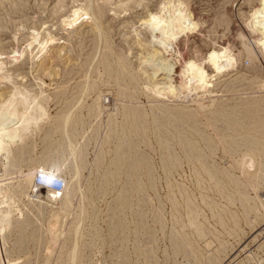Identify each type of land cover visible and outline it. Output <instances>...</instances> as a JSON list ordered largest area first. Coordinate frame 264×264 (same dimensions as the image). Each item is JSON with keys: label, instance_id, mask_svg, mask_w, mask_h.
Returning a JSON list of instances; mask_svg holds the SVG:
<instances>
[{"label": "rangeland", "instance_id": "374dc122", "mask_svg": "<svg viewBox=\"0 0 264 264\" xmlns=\"http://www.w3.org/2000/svg\"><path fill=\"white\" fill-rule=\"evenodd\" d=\"M84 1L85 0H0V60L5 63V69L7 71L9 70V72L13 76L12 81L20 82L22 80V81H24L23 83L25 85H27L29 87L32 86L33 89H37L38 86L41 85V81L42 82L44 81V83H43L44 85L42 86L43 91L46 90L45 92L49 93V94H52V92H53L51 99L49 101V104H48V113H49L50 117L52 116L51 119L52 118L53 119L58 118L57 115L62 110H65V109L67 110V109L71 108L72 112H71L70 118H71L72 122H74V121L80 122L81 121L83 126H84V127H80V129H78V131H80L78 133V135H79L78 139L80 141V145L81 144L83 145V143L85 142L86 146H87L86 147L85 145L84 146L81 145L83 147V150H84L83 151L84 157L79 162V165L81 166L80 167V169H81V179L80 180L82 181L81 186H83V188L81 187L82 188L81 192L82 191L84 192V193L82 192V194H84L83 198H85V199H83L80 202L79 200H81V199L79 198V196L76 195V197L73 198L71 201V203L75 206H76V204H77V206L83 204L86 207L85 212H84L85 217H86V222L84 221L82 223L85 226L84 225L82 226L83 228H81L82 230L80 232L81 238L83 237L84 239L80 238V242H79L80 246L78 245V248H80L79 249L80 253H79V258H78L77 264H83V262H85L84 264H121L123 259H124V261L122 262L123 264H126V263L127 264H137V263H139V264H149V263L150 264H152V263L153 264H197L198 262L200 264H221V263L222 264L223 263L224 264H256L255 261L257 262L258 259L264 260V246L261 247L262 245H264L263 244L264 243V210L262 208H258V210H256L255 203L253 202V197L255 196V193H257V194L259 193L258 195H261L264 198V160H263L264 159V145H263V143H264V109H263V112L260 113V117L255 119V120H249L247 118V116H245V115L242 116L244 114L242 111L244 108V106L242 104L243 102L248 101V100L249 101L261 100V101H259V105L260 106L264 105V85H263L264 83L262 84V81L259 79L255 80V81H250V79L254 78L255 76H258V77H260V75L264 76V62L262 63V61L264 59L262 57L258 58V61L255 59L256 61L254 62L253 68L249 67V61L247 59H244L243 60L244 63L243 64L241 63L239 65L238 69H235V70L230 71V72H225V73L221 74L220 76L213 78L212 80L216 81V83L218 85H216L217 86L216 88L215 87L213 88L214 90L212 89L211 93H208L209 87H207L205 89L207 92L202 95L204 97V100H203L202 96H199V98H198V94L201 95V93H202L201 91L204 88L200 89L199 91L197 90L196 93L195 92L192 93L190 97L186 98L187 101L185 99H178V100L176 99L173 101V100H169L167 98L165 99V97L162 99V97L160 98L159 96H158L159 98H157L150 91L147 90V92H146L145 91L146 89L143 88V85L141 83L143 80L142 78H144L145 75L143 74V68L140 67V65L138 64L139 63V61H138L139 60V56H138L139 55V47L136 45L135 40L133 38L132 29H134V27H135V29L140 31V33L142 35V36L141 35L140 36L142 38L145 37L146 32L143 30V28H141V26H139V23L137 20L140 18V16H142L144 14L146 8L149 10H151V9L153 10L157 6V4L159 2H161V0H97V1H95L96 5L98 7L100 6L101 7L100 9L104 11V12L102 11V17H101V20L99 22V25H101L99 27H100V29H102L101 31H102V35H103L99 41L100 42L99 46L102 44L103 45L106 44V45H108V48H107V50L103 49L102 46H100L98 48L96 56L92 60L93 62L90 63L91 66H90V64L87 65L86 60H87V57H89L92 54L93 47L97 41V39H96L97 37L95 36L96 32H94L95 30L93 31V29L90 27L91 22L87 20L84 22L85 24L82 23L81 25L78 24V25H75L73 27H66L63 25L66 13L69 11V9H71L72 7H76L80 3L81 4L84 3ZM185 1L188 3L189 9H191L190 11L192 13V16L194 17V19H197L196 21L198 23L200 22L199 23L200 25L198 26V28L196 30L190 31L187 36L182 35L178 38L177 49L182 52L181 53L179 51L180 54L182 55L180 57L182 59H180V60H183L184 58L190 59V58H193L194 56H197L199 58L203 57L205 52L208 51L210 48H212V46L217 47L218 45H222V43H226L227 41L232 43V44L239 46L238 42L240 39L236 35L237 32H242L244 35L249 34L248 30H247L248 28L245 26L243 20L247 17L248 10H250L251 6L257 2L256 0H185ZM223 19H226V21H223ZM139 27H140V29H139ZM103 28H104V30H103ZM33 29H35L39 33H41L40 39L41 38H47V37H49V35L51 36V38L54 37L53 41L50 42V44L45 49L44 53L38 52V50H39L38 43L37 44L32 43L30 48H27L26 43H24L25 41H30V38H31L30 34H31V31H33ZM104 42H106V43H104ZM236 48L237 47H235V49ZM20 51L22 54L20 53ZM196 51H197V53H196ZM103 52L107 53V54H108V52H112L113 56H114V54L116 55V53H117V55L122 56L124 60L126 59V61H124V62H126L125 64L128 65L127 67L129 68L131 75H133V76L135 75L134 76L135 81L126 80L130 85L127 87V89L129 90V92H128V90L126 89V86H125V84H126L125 80H122L120 78L119 72H118V70H116L117 67L115 65H112L109 68L108 67L103 68L100 66L99 67L100 71L98 73H92V79L91 80H94V82H95V86H94L95 90L93 89L90 92V95L88 94L84 100H82L80 103L77 104V99L79 97L78 94H81V92L79 91L80 88H78L79 87L78 82L80 79H82L81 77H83L85 69L87 70L88 67L93 68L94 67L93 65L97 64V58ZM166 54L170 55V54H173V52L172 53L169 52ZM13 55L18 56V57L16 58L14 56V58H13ZM30 55H33L34 57L30 56ZM124 56H125V58H124ZM66 57H67V59H66ZM44 58H45V60H44ZM113 59H115V58H113ZM41 60L42 61L44 60V62L42 64V66H39V61L41 63L42 62ZM138 65H139V67H138ZM178 65H179L178 62L174 65V70L172 73V75H173L172 81L174 80L173 83H177V80H178L177 74H178V70L180 68V65L179 66ZM107 68L109 70H106ZM47 70H48V72H47ZM255 70H257V71H255ZM113 72H116V73H113ZM132 72H133V74H132ZM141 72H142V74H141ZM207 73H211V72L208 71ZM93 74H96L97 76H95ZM99 76H101V80H100V78H98ZM115 76H118L119 80H116V79L113 80V77L115 78ZM233 77H234V79H232ZM237 77H239V78H237ZM161 78H162V75L158 74L156 77V80H160ZM219 79H221V80L218 82ZM239 79H241V80H239ZM39 80H41V81H39ZM139 81H141V82L139 83ZM233 81L235 83H233ZM244 81H246V84ZM248 81H249V84H248ZM119 82L122 83L123 85L120 84ZM90 83H92V81ZM118 84L121 87H125V89H126V90H124V96H123L124 99L121 98L120 96H118V87H117ZM8 85L10 86L11 84H9V82L0 80V92L3 90H6L9 87ZM62 85H64V87H67L64 90V93H63V91H60V88L63 87ZM77 85H78V87H77ZM57 86H60V87H57ZM252 86H253V88H252ZM75 88H77V89H75ZM130 88H131V90H130ZM138 89H140V90H138ZM230 89L234 90V91L231 92ZM99 91H100V93H102L101 94V96H102L101 102L105 105L106 110L102 111L100 114L96 113L97 115L89 116L88 114H89L90 109H91L90 106H92L94 99L96 98ZM60 92H62V93H60ZM55 93L58 95H56ZM150 93H151V95H150ZM227 93L229 96L227 95ZM235 93H237V94H235ZM238 93H240V95ZM63 94H65V95H63ZM223 94H226V95H223ZM205 95L207 96V99H206ZM212 95H213V97H212ZM222 95H223L224 99L222 98ZM54 96H56V97H54ZM151 96L153 99L151 98ZM196 96H197V100L195 98ZM192 97H193V99H192ZM214 97H216L215 99L218 98V103H221L223 105V108L239 107V108H236L237 110H239L241 108V106L243 107V108H241V110H239L240 112L238 111V113H236L235 117H233L235 122H231L225 116H221V118L215 117V119L217 118L215 121V127H216L218 133L220 132L219 134L224 137V141H225V138H227L226 140H228V141L224 142V145L216 142L218 140L215 137V132L211 128H209V129L207 128V126H206L207 121H205V118L202 115L197 114V113H196V115H194L195 108H196L195 105H196L198 100L201 99L202 102L204 104H206V103H208V101L211 98L213 99ZM221 99H223V100H221ZM190 100H191L192 104L189 102ZM91 101H92V103L90 104ZM128 101H129V103H128ZM184 101H185V103H183ZM193 101H195V103ZM229 101H230V103H229ZM224 102H227V103H224ZM130 103H131V105H130ZM135 103H137V105H135ZM187 103H190V104L188 105ZM66 104H68V105H66ZM158 104H161V105H158ZM162 104H163V106H167L169 109L167 107H163ZM73 107H75V108H73ZM115 107L117 109L114 111L113 109ZM120 107H122V109ZM126 108H128V110H130L131 112L132 111L138 112L140 117H136V118H132V119L129 116L123 117V111L126 110ZM189 108H194V109L192 110ZM263 108H264V106H263ZM172 109H174V110L180 109L181 111H183L186 114V116L182 117L181 120L178 119L179 121L174 120L173 118H171V116L166 114L167 110L173 111ZM156 111H158V113ZM189 111H191V112H189ZM142 112H143V115H142ZM187 113H189V114H187ZM240 113L241 114L243 113V114L241 115ZM187 117H189L190 121H189V119H187ZM206 117L211 120V117L209 115ZM107 118H108V121H106ZM113 119L115 120L116 123L118 122L117 126H119V128H120V130H118V136H115L114 130L111 132H108L109 128H107L108 125L106 123L110 122ZM120 119H122V120L120 121ZM94 120H95V122H94ZM182 120H183V122H182ZM124 121H125V123H124ZM220 122H222V123H220ZM244 122H246V123H244ZM196 123H198V124H196ZM202 123H203V125H202ZM216 123H217V125H216ZM234 123L235 124L240 123L242 125V128H241V131L239 134L240 136L234 135L233 136L234 138H233L232 133L230 132L231 130L229 129V127L232 126ZM259 123L262 125H260ZM193 124H194V126H193ZM89 125L92 127L89 128L88 127ZM48 126L47 125L41 126V130H40L41 132H39L37 134V136L33 137L34 138L33 142H35V144H36V147H35L36 148V152H35L36 155H35V157H37V158H40L39 156L43 155L44 149L47 145L52 144L53 146L54 145L57 146L59 144V141H61V139L59 140L56 138V137L60 138V135H59L60 131L56 127L55 121H52L51 123H49ZM159 126H160V128H159ZM203 126H204V128L206 127V129H204ZM129 127H130V129H129ZM136 127L138 128V130H135ZM161 127H162L163 131H162ZM194 127H196V128H194ZM121 128H122V130H121ZM252 128L253 129L255 128V131H253ZM258 128H259V130H258ZM47 129L52 134L54 132L55 135L50 134L49 136L45 137L44 134L48 132ZM53 130H55V131H53ZM85 130L87 133L85 132L86 135L85 134L83 135V132ZM186 130H187V132H186ZM256 130H258L257 131L258 133L255 134ZM106 131L108 132L107 134H110V137L107 140V142H109V143H106L102 149L103 153H104L103 154V156H104L103 162L102 161H100V162L96 161L94 163V161H93L94 157H95L94 155L97 152V148L99 147V145L98 144L95 145V142H94L95 141L94 136L96 135L95 133L98 134L96 136L97 140L98 139L100 140V138L103 139V137H104L103 134L105 135ZM121 131H122V133H121ZM192 131H194V132H192ZM253 132H254V134H253ZM129 133L132 135H129ZM260 133H262L263 135ZM162 134L168 135L169 138H168V136L162 135ZM245 134H247L246 135L247 138H246ZM39 135L42 138H40ZM113 135H114V137H113ZM155 135H157V136H155ZM207 135H209V137H210V135H212L211 136L212 138L210 137L212 141L209 140V137ZM82 136H84V138ZM121 136L123 137V139ZM191 136H193V137H191ZM200 137L204 138V139H200ZM46 138H48V139H46ZM52 138H54L53 141H52ZM159 138H161V139H159ZM186 138H187V140H189L191 142L187 141ZM240 138H241V140H245V142L244 143L241 142V145L239 143L234 144L235 143L234 141H239ZM249 138H250V140H249ZM41 139H42V141H41ZM86 139L88 141H85ZM112 139H114V140H112ZM164 139H166L167 141H165ZM48 140L52 141V142H48ZM110 140H112V141H110ZM181 140L189 142V144L192 145V147L195 148L196 151H199L200 154L204 157H201L200 160H193V162L192 161L190 162V160L187 159V155H186L183 147L180 144H178L179 141H181ZM132 141H133V143H132ZM168 141L171 143H169ZM203 141H204V143H202ZM209 141L211 142L210 144H209ZM213 141H214V145H212ZM46 142H48V143L46 144ZM124 142L128 143V144H126L127 146L125 145L122 148L124 153L117 155V152H116L117 147L119 145L123 144ZM156 142H157V144H156ZM205 142H207V143H205ZM228 142H229V144H228ZM254 142H255V144H254ZM225 143H227V146L225 145ZM43 144H45V145H43ZM230 144H231V146H230ZM246 144H247V146H246ZM133 145H135L134 146L135 149H134ZM215 145H217V146L215 147ZM150 146H152V147H150ZM179 146H181V147H179ZM228 146H230V147H228ZM261 146H262V148H261ZM196 148L197 149L199 148L205 154L203 152L201 153V151L197 150ZM220 148H221V150H220ZM236 148H238V149L236 150ZM126 149H130V150H126ZM134 150L136 152H134ZM161 150L163 151V153ZM171 150H173L174 153ZM85 151L87 152V154ZM210 151L212 152V154ZM236 151H238V153H236ZM38 152H39V154H38ZM229 152L230 153L232 152L231 153L232 155H230ZM242 152H243V154H242ZM135 153H136V155H135ZM167 153L173 157V159L171 161H169V159H167V157H166ZM226 153H227V155H226ZM246 153L250 154L251 156H253L256 159V166L253 165L254 166V167L252 166L253 169L251 167L254 175L242 173L241 169L238 167L239 165L236 162L237 158H238V160H240L241 157L246 155ZM252 153H255V154H252ZM124 154H125V156H124ZM131 155L135 156V157L132 158ZM142 155L144 156V158ZM164 155H165V157H164ZM127 156H128V158H127ZM159 156H161V157L159 158ZM114 157H115V159H114ZM151 157H152V159H151ZM147 158H149V161L151 162L152 165L150 163H148L149 161ZM143 159H146V161ZM259 159H261V160H259ZM129 160H132V162ZM174 160H175V162H174ZM116 161H118V162H116ZM233 161H235V162H233ZM130 162H131V164H130ZM139 162H141V163H139ZM201 162L204 163L203 169L201 166L202 164H200ZM241 162H243V160H241ZM71 163H72V161L69 160L68 168L71 166L69 170L72 169ZM136 163H137V166H136ZM145 163H146V165H145ZM162 163H163V165H162ZM85 164H86V166H85ZM132 164H134L136 167ZM198 164L201 167H199ZM82 165L84 166V168L82 167ZM126 165H127V167H126ZM169 165H170V168H169ZM242 165L246 168L248 167L247 166L248 164L246 162H243ZM107 166H109V167H107ZM118 166H119V168L122 167L120 169V171H119V168H117ZM165 166H167V167H165ZM133 167L135 168L134 170H132ZM147 167H149L151 170L148 169ZM178 167H180V168L178 169ZM144 168H145V172H144ZM152 168H154V169H152ZM105 169H106V171H105ZM117 169H118V171H117ZM222 169H223V171H222ZM108 171H110V172H108ZM124 171L126 172V174ZM141 171H142V173H141ZM166 171L168 172V174L166 173ZM206 171H208V173ZM255 171H256V173H255ZM100 172L101 173L104 172V173H102L103 175L100 174ZM115 173H116V175H115ZM110 174L112 175L111 177H110ZM122 174H124V176ZM128 174H129V176H128ZM194 174H196L198 177L195 176ZM227 174H228V176H227ZM137 175H139V178L137 177ZM105 176H106V178H105ZM59 177L60 176H58V178H56V179L61 180L64 184V180L62 178H59ZM127 177H128L129 181L126 179ZM208 177H210V178L212 177V178L210 179ZM99 179H100V181H99ZM107 179H108V181H107ZM167 179H169V181H167ZM103 181L105 183H103ZM166 181H167V183H166ZM195 181H196V183L198 181V183L196 184ZM238 181H240L241 183L239 184ZM125 182L127 184L129 183L130 185L126 186L127 184ZM148 182H150V184ZM152 182H154V183H152ZM88 183H89L90 187L88 186ZM177 183H178V185H177ZM250 183H251V185H250ZM241 184H243L244 187ZM252 184L256 187V189ZM149 185H150V187H149ZM86 186H87V189L85 188ZM108 186H109V188L106 189ZM122 186H123V188H122ZM129 186H130V188H129ZM175 186L178 189H176ZM245 186H247V187H245ZM214 187H217V189ZM240 187H242V188H240ZM98 188H99V191H98ZM127 189H128V191H127ZM89 190H90V192H87ZM106 190H108V191H106ZM119 190H120V192H119ZM130 190L132 192H130ZM176 190H178V191H176ZM135 191H136V193H135ZM218 192H219V194H218ZM125 193L129 194V195L124 201V200H122V195ZM131 193H133V194L131 195ZM172 193H173V195H171ZM93 194H94V196H93ZM100 194H102V195H100ZM203 194H205V195H203ZM242 194L245 195L244 198H241ZM116 195H118V197ZM219 195L221 197H219ZM89 196H91V197H89ZM173 196H174V198H173ZM225 196L228 198H226ZM25 198L26 197H24L22 199L24 202L27 201V198H26V200H25ZM140 198H142V199H140ZM129 199H130V201H133V202H130ZM33 200H35V199H33ZM90 200L91 201L93 200V202L94 201L95 202L94 203L90 202L91 203V205H90V203H89ZM142 200H144V201H142ZM226 200L228 201V204H227ZM115 201L118 203H116ZM195 201H196V203H195ZM34 202L37 203L39 201L35 200ZM139 203H142V204H139ZM192 204H194V206ZM93 205H95L96 207ZM207 205L209 206V208ZM46 206L49 207L48 204ZM114 206H116V207L114 208ZM142 206L143 207L145 206L146 211ZM216 206H218L217 207L218 210L215 208ZM221 206H223V207H221ZM108 207L111 208V210L108 209ZM195 207H197V208H195ZM135 208L137 209L136 212H135V210H136ZM185 209H186V212H185ZM198 209H199V211H198ZM209 209H211V210H209ZM91 210H92V212H91ZM155 210H157V212ZM193 210H195V212ZM255 210H256V212H255ZM258 211H259V213H258ZM113 212H115V213H113ZM117 212H118V214H117ZM137 212H139L140 214ZM193 212L195 215L193 214ZM198 212H200V214ZM141 213H144V214L141 215ZM171 213H172V215H171ZM176 213H177V215H176ZM184 213H186V214L184 215ZM197 213H198V215H197ZM91 214H92V217H91ZM132 214H133V216H132ZM146 214H147V216H146ZM86 215H88V217ZM110 215H111V217H110ZM129 215H130V217H129ZM134 215L136 216V218L134 217ZM25 216L28 219H30V222L32 223V225L34 224V226L31 225V227H33L35 229H32L29 232L24 233V235L21 233L23 236L21 234L15 235V233H12V235H10V237H9L11 240L9 239L10 241L7 244L3 245L1 243V245H0V264H8L7 260L5 261V258L9 254H10L8 256L9 261L12 262L10 264H20L21 260H22L21 264H28V262H29V264H44L43 261L46 257V248H45L46 246L44 243H42V244L40 243L39 244L40 246H39L37 243V238H36L38 235H40V237H43L42 233L39 232V230L41 228L38 225H40L41 223H44V219H42L41 220L42 222L39 223L35 220L33 215L26 213ZM126 216H128V217L126 218ZM174 216H175V218H174ZM188 216H189V218L196 220L193 222V224H192L193 226L191 225L192 227L190 226V224L189 225L187 224V221H188V223H190ZM258 216H259V218H258ZM89 217H90V219H89ZM94 217H96V219H94ZM116 217L117 218L119 217L118 220ZM195 217H197V218H195ZM217 217H219V218H217ZM140 218H141V220H140ZM143 219H146L147 221L143 220ZM203 219H205L204 221H206V222H204ZM113 220H115V221H113ZM116 220H117V222H116ZM125 220H126V222H125ZM219 220L221 222L220 225H219V222L217 223V221H219ZM119 221H121V222H119ZM136 221H138V222H136ZM89 222H90V224L91 223L92 224L90 225ZM107 222H109V223L106 224ZM114 222L118 225H116ZM179 222H180V224H179ZM136 223L139 226H136L137 225ZM109 224L111 225V227ZM141 224H142V227L140 226ZM113 225H115L114 228L112 227ZM93 226H94V229H93ZM97 226H99V227H97ZM124 226H127V227L124 228ZM198 226H199V228H198ZM222 226H224V227H222ZM116 227L117 228L119 227V228L117 229ZM36 228H38V229L36 230ZM148 228H150L149 229L150 232L148 231ZM98 229H100V230H98ZM114 229H116V230H114ZM173 229H175V230H173ZM33 230L36 233L38 232L39 234L38 233L36 234ZM119 230H121V231H119ZM146 230L148 231V233ZM179 230L180 231L182 230V231L180 232ZM259 230L260 231L262 230L261 231L262 233ZM85 231H86V233H85ZM95 231H96V233H95ZM114 231H116L117 233L120 232V233H118L119 237H118V234ZM129 231H132V232H129ZM173 231L177 232L178 234L177 233L172 234ZM199 231L201 232V234H199L200 233ZM107 232H108V234H107ZM144 232H146V233H144ZM184 232L186 233L185 235H187V236L184 235ZM84 234L87 236L90 235V237L86 236V238H85ZM139 234H141L142 237H140ZM146 234H149V235H146ZM30 235H32V236L30 237ZM63 235L65 237H63ZM63 235H61V239L59 241V244L57 245L56 251L50 257L51 262L49 264H55V258H56V256L58 257L59 252H61V250H62L61 248H63V250H64V248H67L71 245V242H72L71 237H69L66 232ZM135 235H136V237H134ZM177 235H179L180 237ZM252 235H254V236H252ZM131 236L133 239L131 238ZM203 236L206 240L203 238ZM145 237L147 240L145 239ZM185 237H187V238H185ZM67 238H70V239L67 240ZM102 238L104 241L102 240ZM175 238H176V240H175ZM86 239H88V240H86ZM136 239H137V242H136ZM183 239H184V241H183ZM19 240L20 241L22 240V241L20 242ZM91 240H93V242H91ZM113 240H116V241H113ZM152 240H154V241H152ZM171 240H172V242H171ZM17 241H18V243H17ZM28 241H29V243H28ZM143 241H144V244H143ZM145 241L146 242L148 241V243L145 244L146 243ZM180 241H181V243H180ZM132 242H133V244H132ZM27 243L29 246L27 245ZM21 244H23L22 247H21ZM81 244L82 245L85 244V247L82 246ZM120 244H122V246ZM148 244H150V245H148ZM170 244L171 245L173 244L172 247ZM210 244H211V246H210ZM220 244H222V246ZM16 245L20 246L22 249L20 247H17ZM24 245H27V247ZM110 245L114 246V247H111ZM179 245L181 248H179ZM205 245L206 246L208 245L207 248ZM12 246H14V247H12ZM100 246H102V247L99 248ZM138 246H140V248ZM141 246H143L144 252H141L143 250ZM188 246L191 247L190 248L191 250L189 249ZM15 247H17V248H15ZM59 247H60V249L58 250ZM184 247H185V249H184ZM186 247H188V248H186ZM260 248H261V250H260ZM14 249H16V250H14ZM117 249H118V251H117ZM125 249H126V252L124 253ZM57 250H58V252H57ZM235 250H237V251H235ZM20 251H22V252H20ZM250 251H251V254L254 256V258H256L255 261H252V259L250 260V258L248 256V254H250ZM2 252H4V253H2ZM41 252H42V254H40ZM115 252H117V253L115 254ZM132 252H134V253H132ZM213 252H215V253L213 254ZM27 253L29 256L27 255ZM150 253H153V254H151L152 256L150 255ZM4 254H6V255H4ZM121 254H122V256H121ZM124 254H126L127 256L126 255L123 256ZM26 255H27V257H26ZM111 255H112V257H111ZM138 255L139 256L141 255V256L138 257ZM226 255H227V257H226ZM38 256L40 259L38 258ZM153 256H155V257H153ZM23 257H26V258H23ZM116 257H117V259H116ZM128 257L130 258V260ZM141 257H144V258H141ZM224 257L226 259H223ZM80 259H82V260H80ZM15 260H17V261L14 263ZM36 260H39V261H36ZM194 260H195V262H194ZM26 261H28V262H26ZM128 261H129V263H128ZM222 261H224V262H222Z\"/></svg>", "mask_w": 264, "mask_h": 264}, {"label": "bare ground", "instance_id": "6f19581e", "mask_svg": "<svg viewBox=\"0 0 264 264\" xmlns=\"http://www.w3.org/2000/svg\"><path fill=\"white\" fill-rule=\"evenodd\" d=\"M97 0H85L84 3H80L79 5H77L76 7H72L71 9H69V11L66 13L65 19H64V26L66 27H73L75 25H81L82 23H84L85 21H90L91 22V28L93 29L95 33V36L97 37V41L93 47V52L92 54L87 57L86 63L87 65H89L90 63H92L93 59L96 56L97 50L100 46L103 47V49L108 48V45H100L99 46V41L102 38V29H100L99 26V22L101 20L102 17V11L100 8V6L98 7L96 5ZM257 2L251 6L250 10H248V15L247 17L243 20L245 26L248 28V33L244 35L242 32H237V37H239V46L232 44L230 42H226V43H222V45H218L217 47H213L210 48L208 51L205 52L203 57H197L194 56L193 58L190 59H184L180 60L182 58H180L182 55L180 54V50L177 49L178 46V38L182 35L187 36L188 33L190 31L196 30L198 28V26L200 25L196 20L194 19V17L192 16L191 13V9H189L188 7V3L185 0H161V2H159L157 4V6L152 10L149 9H145V12L142 16H140V18L137 20L139 23V26H141V28H143V30L146 32V36L145 37H141V33L139 30L132 29V34H133V38L135 40L136 45L139 47V65L140 67L143 68V74L145 75L144 78H142V82L139 81V83L141 82L143 85V88H145L146 92L147 90L150 91L155 97L157 98H161L162 99L165 97V99H169V100H178V99H185L187 101L186 98L190 97L192 93H196V91L203 89L201 92V95L198 94V98L199 96H202L203 94H205L207 91L205 90L207 87H209L208 93L212 92V89L215 87H217L216 85H218L216 83V81L212 80L215 77L220 76L221 74L225 73V72H230L233 71L235 69L239 68V65L243 62L244 59H247L249 61V67L253 68L254 62L257 60L258 58L262 57L264 59V0H256ZM137 2V1H136ZM138 3V2H137ZM143 11V10H142ZM104 12V11H103ZM247 14V13H246ZM223 21H226V19H223ZM89 22V23H90ZM85 24V23H84ZM132 24V23H131ZM21 26V25H20ZM19 27V26H18ZM105 27V26H104ZM18 29V28H17ZM140 29V27H139ZM104 30V28H103ZM142 30V31H143ZM104 32V31H103ZM40 34L37 30L33 29V31H31V38L30 41H25L24 43H26L27 48H30L32 43H38L39 45V53H44L45 49L47 48V46L50 44V42L53 41V38H51V36L49 35V37L47 38H41L40 39ZM141 35V36H140ZM40 39V40H39ZM56 39V38H55ZM216 42V41H215ZM106 43V42H104ZM214 43V42H213ZM215 44V43H214ZM235 47H237L235 49ZM105 50V51H106ZM16 51V50H15ZM110 51V50H109ZM180 51V52H179ZM36 52V51H35ZM107 52V51H106ZM172 53L170 55H167L166 53ZM17 53V52H16ZM15 53V54H16ZM21 53V51H20ZM116 53V52H115ZM182 53V52H181ZM197 53V51H196ZM19 54V53H18ZM22 54V53H21ZM20 54V55H21ZM30 54V53H29ZM59 54V53H58ZM17 55V54H16ZM38 55V54H37ZM167 55V56H166ZM15 55H13L14 58ZM33 56V55H30ZM57 56V55H56ZM112 52H108L107 53H102L98 56L97 58V64L93 65V68H89L84 72L83 77H81L82 79L79 80V87L77 85L78 88H80V92L81 94H78L79 97L77 99V104L80 103L82 100L85 99V97H87V95H90V92L95 88V82L92 79V73H98L99 67H110L112 65H115L117 67L116 70H118L119 72V76L122 80H125V86L126 89L129 85V83L126 80L129 81H135L134 80V76L131 75L129 68L127 67L128 65H126L124 61H126V59L124 60L122 56L120 55H116ZM16 58L18 56H15ZM34 57V56H33ZM60 58V57H59ZM115 58V59H113ZM125 58V56H124ZM67 59V57H66ZM256 59V60H255ZM45 60V58H44ZM44 60L40 63L39 61V66H42ZM179 63L180 68L178 70V80L177 83H173L174 80L172 81V73L174 70V65L176 63ZM264 62V60L262 61V63ZM258 63V62H257ZM84 64V63H83ZM138 65V67H139ZM178 65V66H179ZM91 66V64H90ZM244 66V65H243ZM246 66V65H245ZM38 67V66H37ZM130 67V66H129ZM260 67V66H259ZM102 68V69H103ZM106 70H109V69ZM131 68V67H130ZM244 68V67H243ZM261 68V67H260ZM259 68V69H260ZM47 69V68H46ZM247 69V68H246ZM42 70V69H41ZM115 70V69H114ZM132 70V69H131ZM51 71V70H50ZM211 72V73H207V72ZM237 71V70H236ZM235 71V72H236ZM257 71V70H255ZM261 71V70H260ZM43 72V71H42ZM48 72V70H47ZM109 72V71H108ZM117 72V73H118ZM51 73V72H50ZM103 73V72H102ZM116 73V72H113ZM241 73V72H240ZM262 73V72H261ZM55 74V73H54ZM106 74V73H105ZM108 74V73H107ZM133 74V72H132ZM135 74V73H134ZM142 74V72H141ZM158 74L162 75V78L160 80H156V77ZM212 74V75H211ZM258 74V73H257ZM56 75V74H55ZM95 76H97L96 74H93ZM112 75V74H111ZM137 75V74H136ZM243 75V74H242ZM17 76V75H16ZM51 76V75H50ZM53 76V75H52ZM12 75L9 72V70L7 71L5 69V63L3 61L0 60V80L2 81H6L9 82V84H11L6 90H3L0 92V245L1 243L7 244L11 239L9 238L10 235H12V233H15V235L17 234H23L29 232L32 229H35L33 227H31L32 223L30 222V219H28L25 215L26 213H29L31 215H33V217L35 218V220L39 223H41L42 219H44V223H41L40 225V230L39 232L42 233L43 237H40V235H38L37 238V243L38 245L41 243L45 244V248H46V257L44 259V264H49L50 261V257L51 255L56 251L57 245L59 244V241L61 239V235H63L65 232L68 234L69 237H71L72 242L71 245L67 248H61V252H59L58 257L56 256L55 258V264H77L78 258H79V249L78 245L80 242V238H81V228H83L82 226L84 224H82L84 221L86 222V217H85V206L83 204L77 206L73 205L71 203L72 199L77 196H79V198L81 200H79L80 202L85 199L84 194H82L81 190L83 188V186H81V169H80V165L79 162L80 160L84 157V150L82 146H86V143L84 142L83 145H80V141L78 139V133L80 131H78V129H80V127H84L82 122H77L74 121L72 122L71 120V108L69 109H65L62 110L56 118V119H51V117L49 116L48 113V104L49 101L51 99V96L53 94H49L46 93L45 91H43L42 86L44 85V81L42 82L41 80V85L38 86L37 89H33L32 86L29 87L27 85H25L23 82L24 81H20V82H14L12 81ZM38 77V76H37ZM105 77V76H104ZM137 77V76H136ZM236 77V76H235ZM20 78V77H19ZM98 78H100L101 80V76H99ZM239 78V77H237ZM96 79V78H95ZM119 80L118 76H115V78L113 77V80ZM138 79V78H137ZM176 79V78H175ZM222 79V78H221ZM219 79L218 82L221 80ZM234 79V77L232 78ZM261 80L262 84L264 83V76L260 75V77L255 76L254 78H251L250 81H255V80ZM16 80V79H15ZM36 80V79H35ZM38 80V79H37ZM92 83H90L91 81ZM108 80V79H107ZM241 80V79H239ZM38 81V82H39ZM110 81V80H109ZM138 81V80H137ZM176 81V80H175ZM105 82V81H104ZM107 82V81H106ZM121 82V81H120ZM119 82V83H120ZM237 82V81H236ZM246 84V81H244ZM243 82V83H244ZM65 83V82H64ZM100 83V82H99ZM114 83V82H113ZM134 83V82H133ZM233 83H235L233 81ZM66 84V83H65ZM122 84V83H120ZM232 84V83H231ZM249 84V81H248ZM261 84V85H262ZM123 85V84H122ZM135 85V84H134ZM237 85V84H236ZM264 85V84H263ZM63 87L60 88V91H63L67 88L64 87V85H62ZM137 86V85H136ZM226 86V85H225ZM254 86V85H253ZM252 86V88H253ZM260 86V85H259ZM60 87V86H57ZM118 87V96H120L121 98H123L124 96V90L125 87H121L119 84L117 85ZM223 87V86H222ZM229 87V86H228ZM227 87V88H228ZM233 87V86H232ZM36 88V87H35ZM77 89V88H75ZM223 89V88H222ZM59 90V89H58ZM95 90V89H94ZM128 90V89H127ZM131 90V88H130ZM140 90V89H138ZM214 90V89H213ZM258 90V89H257ZM135 91V90H134ZM144 91V90H143ZM229 91V90H228ZM230 91H234L231 90ZM129 92V90H128ZM221 92V91H220ZM223 92V91H222ZM261 92V91H260ZM51 93V92H50ZM58 93V92H57ZM62 93V92H60ZM66 93V92H65ZM150 93V95H151ZM241 93V92H240ZM240 93H238L240 95ZM56 94V93H55ZM101 94L100 91L97 94L96 98L94 99V102L92 104L90 112H89V116H93V115H97L100 114L102 111L106 110L105 105L101 102ZM127 94V93H126ZM129 94V93H128ZM237 94V93H235ZM58 95V94H56ZM65 95V94H63ZM134 95V94H133ZM136 95V94H135ZM152 95V96H153ZM194 95V94H193ZM214 95V94H213ZM212 95V97H213ZM220 95V94H219ZM226 95V94H223ZM222 95V98H223ZM228 95V93H227ZM261 95V94H260ZM62 96V95H61ZM126 96V95H125ZM129 96V95H128ZM151 96V98H152ZM159 96V97H158ZM206 96V95H205ZM229 96V95H228ZM237 96V95H236ZM56 97V96H54ZM63 97V96H62ZM76 97V98H77ZM203 97V96H202ZM241 97V96H240ZM130 98V97H129ZM149 98V97H148ZM197 100V96L195 97ZM216 97H214L213 99L209 98L210 100L208 101V103L204 104L202 102V100H198L196 103V108H195V113L194 115L200 114L205 118V121H207L206 126L207 128H211L212 130H214L215 132V137L217 138L218 143L223 144L227 138H225L224 141V137L222 135H220L215 127V117H220L221 116H225L226 118H228L231 122H235L234 118L236 113H238L239 110H241V108H243L241 106V108L239 110H237L236 108L239 107H230V108H223V105L221 103H218V98L215 99ZM234 98V97H233ZM75 99V98H74ZM124 99V98H123ZM153 99V98H152ZM191 99V98H190ZM193 99V97H192ZM207 99V96H206ZM224 99V98H223ZM221 99V100H223ZM250 99V98H249ZM121 100V99H120ZM136 100V99H135ZM151 100V99H150ZM204 100V97H203ZM238 100V99H237ZM236 100V101H237ZM123 101V100H122ZM132 101V100H131ZM167 101V100H166ZM181 101V100H180ZM206 101V100H205ZM235 101V102H236ZM243 101V100H242ZM241 101V102H242ZM249 101V100H248ZM245 101L243 102V115L242 116H247V118L249 120H255L257 118L260 117V113L263 112V106L259 105V101L261 100H253V101ZM84 102V101H83ZM119 102V101H118ZM121 102V101H120ZM155 102V101H154ZM191 104V100L189 101ZM195 103V101H193ZM228 102V101H227ZM224 102V103H227ZM66 103V102H65ZM92 103V101L90 102V104ZM122 103V102H121ZM120 103V104H121ZM129 103V101H128ZM185 103V101L183 102ZM190 103H187L188 105ZM230 103V101H229ZM228 103V104H229ZM71 104V103H70ZM117 104V103H116ZM166 104V103H165ZM178 104V103H177ZM68 105V104H66ZM65 105V106H66ZM131 105V103H130ZM135 105H137V103H135ZM161 105V104H158ZM241 105V104H240ZM88 106V105H87ZM124 106V105H123ZM152 106V105H151ZM163 106V104H162ZM194 106V107H195ZM239 106V105H238ZM82 107V106H81ZM125 107V106H124ZM131 107V106H130ZM153 107V106H152ZM163 107H167V106H163ZM193 107V106H192ZM75 108V107H73ZM122 109V107H120ZM133 108V107H132ZM141 108V107H140ZM151 108V107H150ZM154 108V107H153ZM159 108V107H158ZM168 108V107H167ZM89 109V108H88ZM113 109V108H112ZM117 108L115 107L113 110L115 111ZM134 109V108H133ZM155 109V108H154ZM166 109V108H165ZM169 109V108H168ZM189 109H194V108H189ZM112 110V111H113ZM124 110V109H123ZM141 110V109H140ZM173 111H166L169 116H171V118H173L174 120H178L184 116H186V114L179 110H174ZM183 110V109H182ZM89 111V110H88ZM108 111V110H107ZM111 111V110H110ZM153 111V110H152ZM186 111V110H185ZM241 111V112H242ZM119 112V111H118ZM158 113V111H156ZM191 112V111H189ZM240 112V111H239ZM87 113V112H86ZM97 113V114H96ZM160 113V112H159ZM111 114V113H110ZM113 114V113H112ZM122 114V113H121ZM189 114V113H187ZM108 115V114H107ZM143 115V112H142ZM191 115V114H190ZM193 115V114H192ZM210 116L211 120L208 119L206 116ZM238 115V114H237ZM73 116V115H72ZM117 116V115H116ZM120 116V115H119ZM129 116L131 119L132 118H136V117H140L139 113L136 111H130L128 110V108H126V110L123 111V117H127ZM199 116V115H198ZM239 116V115H238ZM88 117V116H87ZM142 117V116H141ZM158 117V116H157ZM163 117V116H162ZM109 118V117H108ZM108 118L106 121H108ZM186 118V117H185ZM191 118V117H190ZM201 118V117H200ZM214 118V119H213ZM244 118V117H243ZM73 119V118H72ZM75 119V118H74ZM146 119V118H145ZM164 119V118H163ZM170 119V118H169ZM187 119H189V117H187ZM246 119V118H245ZM261 119V118H260ZM122 119H120L121 121ZM193 120V119H192ZM52 121H55L56 127L59 129L60 131V138L56 137L57 139H61V141H59V144L57 146H53L51 145H47L44 149V153L42 156H39L40 158L35 157L36 155V144L35 142H33V137L37 136V134L39 132H41V126L43 125H47L49 123H51ZM87 121V120H86ZM89 121V120H88ZM132 121V120H131ZM163 121V120H162ZM179 121V120H178ZM187 121V120H186ZM190 121V119H189ZM199 121V120H198ZM203 121V120H202ZM258 121V120H257ZM90 122V121H89ZM95 122V120H94ZM98 122V121H97ZM183 122V120H182ZM87 123V122H86ZM118 123V122H117ZM117 123L115 122V120H111L110 122L106 123L108 125L107 128L108 132H111L114 130L115 132V136H118V130H120L119 126H117ZM121 123V122H120ZM125 123V121H124ZM204 123V122H203ZM202 123V125H203ZM222 123V122H220ZM246 123V122H244ZM122 124V123H121ZM185 124V123H184ZM183 124V125H184ZM189 124V123H188ZM195 124V123H194ZM193 124V126H194ZM198 124V123H196ZM224 124V123H223ZM248 124V123H247ZM260 124V123H259ZM54 125V124H53ZM138 125V124H137ZM153 125V124H152ZM217 125V123H216ZM252 125V124H251ZM254 125V124H253ZM257 125V124H256ZM262 125V124H260ZM55 126V125H54ZM53 126V127H54ZM259 126V125H258ZM45 127V126H44ZM43 127V128H44ZM49 127V126H48ZM89 128H91L92 126H88ZM98 127V126H97ZM96 127V128H97ZM124 127V126H123ZM229 127V126H228ZM231 127V128H230ZM229 129L231 130L230 132L232 133V137L235 135H239L242 125L240 123H234L232 126H230ZM51 128V127H50ZM160 128V126H159ZM170 128V127H169ZM168 128V129H169ZM196 128V127H194ZM204 128V126H203ZM223 128V127H222ZM53 129V128H52ZM57 129V130H58ZM130 129V127H129ZM144 129V128H143ZM162 129V127H161ZM173 129V128H172ZM183 129V128H182ZM186 129V128H185ZM188 129V128H187ZM206 129V127L204 128ZM263 129V128H262ZM48 130V129H47ZM91 130V129H90ZM89 130V131H90ZM122 130V128H121ZM135 130H138V128L136 127ZM171 130V129H170ZM200 130V129H199ZM253 131H255V128L253 129ZM259 130V128H258ZM256 130L255 134L258 133ZM52 131V130H51ZM55 131V130H53ZM145 131V130H144ZM152 131V130H151ZM163 131V129H162ZM173 131V130H172ZM203 131V130H202ZM207 131V130H206ZM244 131V130H243ZM49 132V130H48ZM47 132V133H48ZM86 130L83 132V135L85 134ZM107 131L105 132V135L103 134V139L100 138V140H97V133H95L94 137H95V145H99V149L97 148V152L95 153V157H94V163L97 161H102L104 159L103 156V146L107 142V140L110 137V134ZM132 132V131H131ZM138 132V131H137ZM148 132V131H147ZM146 132V133H147ZM187 132V130H186ZM194 132V131H192ZM212 132V131H211ZM229 132V131H228ZM229 132V133H230ZM251 132V131H250ZM261 132V131H260ZM263 132V131H262ZM45 133L44 136L47 137L52 133ZM59 133V132H58ZM57 133V134H58ZM87 133V132H86ZM94 133V132H93ZM122 133V131H121ZM159 133V132H158ZM207 133V132H206ZM252 133V132H251ZM54 134V132H53ZM52 134V135H53ZM82 134V133H81ZM114 134V133H113ZM140 134V133H139ZM205 134V133H204ZM214 134V133H213ZM254 134V132H253ZM262 134V133H260ZM55 135V134H54ZM86 135V134H85ZM89 135V134H88ZM127 135V134H126ZM129 135H132L129 133ZM144 135V134H143ZM162 135H166V134H162ZM172 135V134H171ZM228 135V134H227ZM247 134H245L246 136ZM251 135V134H250ZM259 135V134H258ZM263 135V134H262ZM43 136V135H42ZM120 136V135H119ZM157 136V135H155ZM168 136V135H166ZM182 136V135H181ZM209 137V135H207ZM212 135H210L211 137ZM240 136V135H239ZM243 136V135H242ZM257 136V135H256ZM40 137V135H39ZM44 137V138H45ZM52 137V136H51ZM50 137V138H51ZM84 138V136H82ZM86 137V136H85ZM114 137V135H113ZM122 137V136H121ZM125 137V136H124ZM177 137V136H176ZM193 137V136H191ZM190 137V138H191ZM202 137V136H201ZM200 139H204L201 138ZM209 137V140H211V138ZM214 137V136H213ZM42 138V137H40ZM43 138V139H44ZM116 138V137H115ZM118 138V137H117ZM132 138V137H131ZM137 138V137H136ZM158 138V137H157ZM162 138V137H161ZM159 138V139H161ZM169 138V136H168ZM173 138V137H172ZM178 138V137H177ZM195 138V137H194ZM234 138V137H233ZM236 138V137H235ZM247 138V136H246ZM48 139V138H46ZM54 138H52L53 141ZM123 139V137H122ZM128 139V138H127ZM138 139V138H137ZM156 139V138H155ZM183 139V138H182ZM185 139V138H184ZM189 139V138H188ZM215 139V138H214ZM237 139V138H236ZM36 140V139H35ZM51 140V139H50ZM81 140V139H80ZM114 140V139H112ZM110 140V141H112ZM146 140V139H145ZM165 141H167L166 139H164ZM187 140V138H186ZM238 140V139H237ZM250 140V138H249ZM248 140V141H249ZM42 141V139H41ZM47 141V140H46ZM49 141L48 142H52ZM85 141H88L87 139ZM140 141V140H139ZM189 141V140H187ZM200 141V140H199ZM202 141V140H201ZM212 141V140H211ZM233 141V140H232ZM44 142V141H43ZM46 142V144L48 143ZM83 142V141H82ZM116 142V141H115ZM123 142V141H122ZM169 142V141H168ZM173 142V141H172ZM191 142V141H189ZM189 142L186 141H179L178 144H180L186 155H187V159L190 160V162L193 160H200L201 157H204L200 154L199 151H196L195 148L192 147V145L189 144ZM193 142V141H192ZM234 144H240L241 142H245V140H240L239 141H234ZM133 143V141H132ZM131 143V144H132ZM171 143V142H169ZM168 143V144H169ZM195 143V142H194ZM204 143V141L202 142ZM207 143V142H205ZM211 142L209 141V144ZM214 145V141L212 142ZM233 143V142H232ZM120 144V143H119ZM126 144H128L127 142H124L123 144L119 145L116 149L117 155H120L121 153H124L122 148L123 146H125ZM135 144V143H134ZM157 144V142H156ZM159 144V143H158ZM200 144V143H199ZM229 144V142H228ZM255 144V142H254ZM45 145V144H43ZM118 145V144H117ZM197 145V144H196ZM206 145V144H205ZM225 145L227 146V143H225ZM233 145V144H232ZM245 145V144H244ZM264 145V143H263ZM111 146V145H110ZM127 146V145H126ZM129 146V145H128ZM135 145H133L134 147ZM179 146V147H181ZM217 145H215L216 147ZM231 146V144H230ZM228 146V147H230ZM247 146V144H246ZM43 147V146H42ZM87 147V146H86ZM116 147V146H115ZM114 147V148H115ZM139 147V146H138ZM152 147V146H150ZM170 147V146H169ZM176 147V146H175ZM207 147V146H206ZM222 147V146H221ZM234 147V146H233ZM240 147V146H239ZM242 147V146H241ZM44 148V147H43ZM108 148V147H107ZM137 148V147H136ZM149 148V147H148ZM158 148V147H157ZM162 148V147H161ZM160 148V149H161ZM171 148V147H170ZM174 148V147H173ZM262 148V146H261ZM87 149V148H86ZM85 149V150H86ZM135 149V147H134ZM141 149V148H140ZM152 149V148H151ZM159 149V150H160ZM168 149V148H167ZM197 149V148H196ZM230 149V148H229ZM238 148H236L237 150ZM242 149V148H241ZM246 149V148H245ZM43 150V149H42ZM114 150V149H113ZM126 150H130V149H126ZM138 150V149H137ZM142 150V149H141ZM197 150H200L199 148ZM221 150V148H220ZM112 151V150H111ZM143 151V150H142ZM162 151V150H161ZM173 151V150H171ZM181 151V150H180ZM201 151V150H200ZM215 151V150H214ZM218 151V150H217ZM233 151V150H232ZM250 151V150H249ZM248 151V152H249ZM253 151V150H252ZM257 151V150H256ZM40 152V151H39ZM38 152V154H39ZM86 152V151H85ZM114 152V151H113ZM134 152H136L134 150ZM167 152V151H166ZM179 152V151H178ZM203 151H201L202 153ZM211 152V151H210ZM228 152V151H227ZM251 152V151H250ZM261 152V151H260ZM263 152V151H262ZM106 153V152H105ZM129 153V152H128ZM142 153V152H141ZM163 153V151H162ZM172 153V152H171ZM174 153V151H173ZM204 153V152H203ZM222 153V152H221ZM230 153V152H229ZM232 153V152H231ZM230 153V155H232ZM236 153H238V151H236ZM259 153V152H258ZM87 154V152H86ZM126 154V153H125ZM124 154V156H125ZM131 154V153H130ZM147 154V153H146ZM205 154V153H204ZM212 154V152H211ZM243 154V152H242ZM255 154V153H252ZM113 155V154H112ZM136 155V153H135ZM148 155V154H147ZM146 155V156H147ZM177 155V154H176ZM227 155V153H226ZM236 155V154H235ZM38 156V155H37ZM132 156V155H131ZM143 156V155H142ZM163 156V155H162ZM174 156V155H173ZM211 156V155H210ZM135 156H132V158H134ZM161 156H159L160 158ZM165 157V155H164ZM167 159H169V161H171L173 159V157L167 153L166 155ZM186 157V156H185ZM231 157V156H230ZM118 158V157H117ZM120 158V157H119ZM128 158V156H127ZM140 158V157H139ZM144 158V156H143ZM213 158V157H212ZM112 159V158H111ZM115 159V157H114ZM137 159V158H136ZM141 159V158H140ZM149 161V158H147ZM152 159V157H151ZM240 159V158H239ZM69 160L72 161L71 165H72V169H70V167L68 168V164H69ZM108 160V159H107ZM117 160V159H116ZM121 160V159H120ZM119 160V161H120ZM146 161V159H143ZM161 160V159H160ZM159 160V161H160ZM203 160V159H202ZM241 160H243V162H246L248 165V167H244L242 164L243 162H241ZM261 160V159H259ZM264 160V159H263ZM83 161V160H82ZM87 161V160H86ZM85 161V162H86ZM125 161V160H124ZM123 161V162H124ZM132 162V160H129ZM138 161V160H137ZM140 161V160H139ZM142 161V160H141ZM118 162V161H116ZM130 162V164H131ZM134 162V161H133ZM162 162V161H161ZM160 162V163H161ZM165 162V161H164ZM163 162V163H164ZM175 162V160H174ZM177 162V161H176ZM195 162V161H194ZM235 162V161H233ZM237 164L239 165L238 167L241 169L242 173L244 174H253L252 169H253V165L256 166V159L251 156L250 154L246 153V155H244L243 157H241L240 160H238L237 158ZM83 163V162H82ZM81 163V164H82ZM121 163V162H120ZM141 163V162H139ZM148 163L151 164V162L149 161ZM162 163V165H163ZM185 163V162H184ZM198 163V162H197ZM114 164V163H113ZM117 164V163H116ZM129 164V165H130ZM200 164H202V169L204 166V163L201 162ZM262 164V163H261ZM84 165V164H83ZM82 165V167L84 168V166ZM94 165V164H93ZM97 165V164H96ZM128 165V164H127ZM126 165V167H127ZM134 165V164H132ZM131 165V166H132ZM143 165V164H142ZM146 165V163H145ZM152 165V164H151ZM165 165V164H164ZM199 165V164H198ZM230 165V164H229ZM260 165V164H259ZM86 166V164H85ZM103 166V165H102ZM125 166V165H124ZM135 166V165H134ZM137 166V163H136ZM135 166V167H136ZM141 166V165H140ZM188 166V165H187ZM199 165V167H201ZM210 166V165H209ZM216 166V165H215ZM231 166V165H230ZM229 166V167H230ZM253 166V167H252ZM262 166V165H261ZM260 166V167H261ZM97 167V166H96ZM109 167V166H107ZM130 167V166H129ZM128 167V168H129ZM144 167V166H143ZM150 167V166H149ZM149 167H147L148 169H150ZM167 167V166H165ZM218 167V166H217ZM220 167V166H219ZM224 167V166H223ZM236 167V166H235ZM252 167V169H251ZM259 167V166H258ZM82 168V169H83ZM105 168V167H104ZM119 168V166L117 167ZM122 168V167H121ZM119 168V171L120 169ZM170 168V165H169ZM174 168V167H173ZM180 167H178L179 169ZM109 169V168H108ZM130 169V168H129ZM135 168L133 167L132 170H134ZM154 169V168H152ZM163 169V168H162ZM161 169V170H162ZM177 169V170H178ZM104 170V169H103ZM151 170V169H150ZM191 170V169H190ZM211 170V169H210ZM106 171V169H105ZM118 171V169H117ZM149 171V170H148ZM147 171V172H148ZM163 171V170H162ZM203 171V170H202ZM223 171V169H222ZM262 171V170H261ZM110 172V171H108ZM107 172V173H108ZM125 172V171H124ZM128 172V171H127ZM144 172H145V168H144ZM194 172V171H193ZM208 173V171H206ZM205 172V173H206ZM225 172V171H224ZM104 173V172H102ZM100 172V174H102ZM135 173V172H134ZM140 173V172H139ZM142 173V171H141ZM166 173L168 174V172L166 171ZM174 173V172H173ZM196 173V172H195ZM240 173V172H239ZM256 173V171H255ZM121 174V173H120ZM126 174V172H125ZM170 174V173H169ZM192 174V173H191ZM197 174V173H196ZM196 174H194L195 176H197ZM231 174V173H230ZM263 174V173H262ZM103 175V174H102ZM108 175V174H107ZM116 175V173H115ZM124 176V174H122ZM152 175V174H151ZM254 175V174H253ZM58 176H60L59 178H62L64 180V184L61 180H57L56 178H58ZM62 176V177H61ZM112 175L110 174V177ZM127 176V175H126ZM129 176V174H128ZM143 176V175H142ZM169 176V175H168ZM171 176V175H170ZM228 176V174H227ZM261 176V175H260ZM109 177V176H108ZM137 177L139 178V175H137ZM153 177V176H152ZM198 177V176H197ZM253 177V176H252ZM263 177V176H262ZM99 178V177H98ZM106 178V176H105ZM123 178V177H122ZM149 178V177H148ZM210 178V177H208ZM212 178V177H211ZM210 178V179H211ZM117 179V178H116ZM119 179V178H118ZM128 180V177L126 178ZM136 179V178H135ZM146 179V178H145ZM150 179V178H149ZM228 179V178H227ZM226 179V180H227ZM103 180V179H102ZM120 180V179H119ZM153 180V179H152ZM196 180V179H195ZM98 181V180H97ZM100 181V179H99ZM108 181V179H107ZM111 181V180H110ZM129 181V180H128ZM135 181V180H134ZM167 181H169V179H167ZM166 181V183H167ZM245 181V180H244ZM137 182V181H136ZM239 184L241 183L240 181H238ZM100 183V182H99ZM103 183H105L103 181ZM108 183V182H107ZM118 183V182H117ZM116 183V184H117ZM120 183V182H119ZM123 183V182H122ZM126 183V182H125ZM134 183V182H133ZM150 184V182H148ZM154 183V182H152ZM192 183V182H191ZM196 183V181H195ZM198 183V181H197ZM196 183V184H197ZM209 183V182H208ZM245 183V182H244ZM254 183V182H253ZM102 184V183H101ZM100 184V185H101ZM127 184V183H126ZM146 184V183H145ZM222 184V183H221ZM230 184V183H229ZM247 184V183H246ZM108 185V184H107ZM110 185V184H109ZM130 185L129 183L126 185L128 186ZM134 185V184H133ZM168 185V184H167ZM172 185V184H171ZM178 185V183H177ZM181 185V184H180ZM199 185V184H198ZM243 186V184H241ZM251 185V183H250ZM253 185V184H252ZM89 186V183H88ZM115 186V185H114ZM137 186V185H136ZM144 186V185H143ZM209 186V185H208ZM215 186V185H214ZM227 186V185H226ZM254 186V185H253ZM82 187V188H81ZM90 187V186H89ZM96 187V186H95ZM98 187V186H97ZM106 187V186H105ZM150 187V185H149ZM176 187V186H175ZM244 187V186H243ZM247 187V186H245ZM255 187V186H254ZM87 189V186L85 187ZM109 186L106 188L108 189ZM123 188V186H122ZM126 188V187H125ZM130 188V186H129ZM132 188V187H131ZM137 188V187H136ZM198 188V187H197ZM217 189V187H214ZM242 188V187H240ZM103 189V188H102ZM114 189V188H113ZM167 189V188H166ZM171 189V188H170ZM176 189H178L176 187ZM220 189V188H219ZM234 189V188H233ZM256 189V187H255ZM97 190V189H96ZM116 190V189H115ZM121 190V189H120ZM119 190V192H120ZM184 190V189H183ZM246 190V189H245ZM99 191V188H98ZM108 191V190H106ZM128 191V189H127ZM178 191V190H176ZM211 191V190H210ZM255 191V190H254ZM87 192H90L87 191ZM101 192V191H100ZM99 192V193H100ZM118 192V193H119ZM130 192H132L130 190ZM172 192V191H171ZM170 192V193H171ZM186 192V191H185ZM206 192V191H205ZM84 193V192H83ZM107 193V192H106ZM117 193V192H116ZM136 193V191H135ZM143 193V192H142ZM245 193V192H244ZM254 193V192H253ZM79 194V195H78ZM133 193H131L132 195ZM140 194V193H139ZM167 194V193H166ZM178 194V193H177ZM191 194V193H190ZM219 194V192H218ZM221 194V193H220ZM259 194V193H258ZM257 193H255V196L253 197V202L255 203V208L256 210H258V208H262L264 210V198L261 195H258ZM91 195V194H90ZM102 195V194H100ZM105 195V194H104ZM129 194H123L122 195V200L125 201V199L128 197ZM173 195V193L171 194ZM205 195V194H203ZM225 195V194H224ZM223 195V196H224ZM94 196V194H93ZM118 197V195H116ZM120 196V195H119ZM244 194H242L241 198H244ZM26 197L27 201L24 202L22 199ZM91 197V196H89ZM135 197V196H134ZM172 197V196H171ZM201 197V196H200ZM205 197V196H204ZM219 197H221L219 195ZM226 197V196H225ZM25 198V200H26ZM94 198V197H93ZM124 198V199H123ZM132 198V197H131ZM130 198V199H131ZM174 198V196H173ZM188 198V197H187ZM199 198V197H198ZM228 198V197H226ZM250 198V197H249ZM38 200L39 202L35 203V200ZM89 199V198H88ZM92 199V198H91ZM115 199V198H114ZM129 199V201H130ZM142 199V198H140ZM176 199V198H175ZM194 199V198H193ZM117 200V199H116ZM128 200V199H127ZM195 200V199H194ZM200 200V199H199ZM204 200V199H203ZM229 200V199H228ZM141 201V200H140ZM144 201V200H142ZM188 201V200H187ZM224 201V200H223ZM227 201V200H226ZM85 202V201H84ZM87 202V201H86ZM92 203L93 200L89 201V203ZM95 202V201H94ZM93 202V203H94ZM116 202V201H115ZM122 202V201H121ZM133 202V201H130ZM190 202V201H189ZM214 202V201H213ZM249 202V201H248ZM247 202V203H248ZM251 202V201H250ZM83 203V202H82ZM90 203V205H91ZM114 203V202H113ZM118 203V202H116ZM136 203V202H135ZM143 203V202H142ZM139 203V204H142ZM176 203V202H175ZM185 203V202H184ZM196 203V201H195ZM215 203V202H214ZM49 205L46 206V205ZM124 204V203H123ZM138 204V205H139ZM187 204V203H186ZM219 204V203H218ZM228 204V201H227ZM246 204V203H245ZM88 205V204H87ZM118 205V204H117ZM127 205V204H126ZM131 205V204H130ZM134 205V204H133ZM174 205V204H173ZM194 206V204H192ZM89 206V205H88ZM95 206V205H93ZM120 206V205H119ZM175 206V205H174ZM181 206V205H180ZM208 206V205H207ZM215 206V205H214ZM224 206V205H223ZM221 206V207H223ZM48 207V208H47ZM96 207V206H95ZM113 207V206H112ZM116 206H114L115 208ZM132 207V206H131ZM140 207V206H139ZM138 207V208H139ZM143 207V206H142ZM218 206H216L215 208L217 209ZM120 208V207H119ZM145 209V206L143 207ZM161 208V207H160ZM185 208V207H184ZM187 208V207H186ZM197 208V207H195ZM209 208V206H208ZM243 208V207H242ZM96 209V208H95ZM108 209L111 210V208L108 207ZM123 209V208H122ZM136 209V208H135ZM140 209V208H139ZM211 210V209H209ZM215 210V209H214ZM218 210V209H217ZM255 210V212H256ZM88 211V210H87ZM95 211V210H94ZM93 211V212H94ZM109 211V210H108ZM119 211V210H118ZM125 211V210H124ZM123 211V212H124ZM129 211V210H128ZM131 211V210H130ZM137 211V209L135 210V212ZM146 211V209H145ZM152 211V210H151ZM157 212V210H155ZM162 211V210H161ZM195 212V210H193ZM199 211V209H198ZM201 211V210H200ZM222 211V210H221ZM90 212V211H89ZM92 212V210H91ZM148 212V211H147ZM159 212V211H158ZM186 212V209H185ZM193 212V214H194ZM216 212V211H215ZM115 213V212H113ZM121 213V212H120ZM134 213V212H133ZM139 213V212H137ZM200 214V212H198ZM197 213V215H198ZM228 213V212H227ZM259 213V211H258ZM87 214V213H86ZM89 214V213H88ZM110 214V213H109ZM118 214V212H117ZM125 214V213H124ZM128 214V213H127ZM140 214V213H139ZM138 214V215H139ZM144 213H141V215ZM186 213H184L185 215ZM191 214V213H190ZM218 214V213H217ZM234 214V213H233ZM90 215V214H89ZM96 215V214H95ZM136 215V214H135ZM134 215V217L136 218V216ZM172 215V213H171ZM177 215V213H176ZM188 215V214H187ZM192 215V214H191ZM195 215V214H194ZM88 217V215H86ZM113 216V215H112ZM133 216V214H132ZM140 216V215H139ZM138 216V217H139ZM144 216V215H143ZM142 216V217H143ZM147 216V214H146ZM214 216V215H213ZM219 216V215H218ZM92 217V214H91ZM111 217V215H110ZM115 217V216H114ZM128 216H126L127 218ZM130 217V215H129ZM187 217V216H186ZM194 217V216H193ZM199 217V216H198ZM201 217V216H200ZM109 218V217H108ZM117 218V217H116ZM119 218V217H118ZM117 218V220H118ZM146 218V217H145ZM175 218V216H174ZM183 218V217H182ZM189 218V216H188ZM197 218V217H195ZM219 218V217H217ZM259 218V216H258ZM88 219V218H87ZM90 219V217H89ZM88 219V220H89ZM94 219H96V217H94ZM98 219V218H97ZM134 219V218H133ZM139 219V218H138ZM179 219V218H178ZM214 219V218H213ZM109 220V219H108ZM116 220V222H117ZM141 220V218H140ZM146 220V219H143ZM154 220V219H153ZM180 220V219H179ZM185 220V219H184ZM205 219H203L204 221ZM115 221V220H113ZM139 221V220H138ZM136 221V222H138ZM147 221V220H146ZM156 221V220H155ZM181 221V220H180ZM196 221L195 219L189 218V222L187 221V224L190 226L193 224V222ZM198 221V220H197ZM228 221V220H227ZM263 221V220H262ZM88 222V221H87ZM95 222V221H94ZM110 222V221H109ZM109 222H107L106 224H108ZM121 222V221H119ZM126 222V220H125ZM132 222V221H131ZM199 222V221H198ZM206 222V221H204ZM219 222L220 225V220L217 221V223ZM253 222V221H252ZM96 223V222H95ZM99 223V222H98ZM115 223V222H114ZM124 223V222H123ZM135 223V222H134ZM231 223V222H230ZM233 223V222H232ZM88 224V223H87ZM90 224V222H89ZM92 224V223H91ZM90 224V225H91ZM113 224V223H112ZM116 224V223H115ZM125 224V223H124ZM137 224V223H136ZM177 224V223H176ZM180 224V222H179ZM183 224V223H182ZM198 224V223H197ZM44 225V226H43ZM94 225V224H93ZM110 225V224H109ZM118 225V224H116ZM123 225V224H122ZM146 225V224H145ZM258 225V224H257ZM34 226V224L32 225ZM85 226V225H84ZM115 225H113L112 227L114 228ZM120 226V225H119ZM135 226V225H134ZM136 226H139L138 224ZM135 226V227H136ZM142 227V224L140 225ZM193 226V225H192ZM191 226V227H192ZM195 226V225H194ZM89 227V226H88ZM99 227V226H97ZM111 227V225H110ZM127 226H124V228ZM146 227V226H145ZM186 227V226H185ZM221 227V226H220ZM224 227V226H222ZM39 228V227H38ZM36 228V230L38 229ZM87 228V227H86ZM90 228V227H89ZM109 228V227H108ZM117 228V227H116ZM119 228V227H118ZM117 228V229H118ZM144 228V227H143ZM152 228V227H151ZM199 228V226H198ZM226 228V227H225ZM263 228V227H262ZM91 229V228H90ZM89 229V230H90ZM94 229V226H93ZM133 229V228H132ZM150 228H148L149 231ZM154 229V228H153ZM180 229V228H179ZM185 229V228H184ZM197 229V228H196ZM223 229V228H222ZM92 230V229H91ZM100 230V229H98ZM116 230V229H114ZM125 230V229H124ZM123 230V231H124ZM144 230V229H143ZM175 230V229H173ZM199 230V229H198ZM208 230V229H207ZM34 231V230H33ZM121 231V230H119ZM139 231V230H138ZM147 231V230H146ZM147 231V233H148ZM177 231V230H176ZM180 231V230H179ZM182 231V230H181ZM180 231V232H181ZM260 231V230H259ZM262 231V230H261ZM260 231V232H261ZM32 232V231H31ZM35 232V231H34ZM33 232V233H34ZM116 232V231H114ZM132 232V231H129ZM150 232V231H149ZM195 232V231H194ZM200 232V231H199ZM36 233V232H35ZM38 233V232H37ZM36 233V234H37ZM84 233V232H83ZM86 233V231H85ZM96 233V231H95ZM102 233V232H101ZM113 233V232H112ZM117 233V232H116ZM120 233V232H118ZM117 233V234H118ZM134 233V232H133ZM146 233V232H144ZM143 233V234H144ZM173 233H177V232H172ZM183 233V232H182ZM211 233V232H210ZM262 233V232H261ZM21 234V235H22ZM39 234V233H38ZM91 234V233H90ZM108 234V232H107ZM153 234V233H152ZM178 234V233H177ZM186 233L184 232V235ZM201 234V232L199 233ZM259 234V233H258ZM14 235V234H13ZM22 235V236H23ZM33 235V234H32ZM30 235V237L32 236ZM96 235V234H95ZM101 235V234H100ZM124 235V234H123ZM140 237L141 234H139ZM149 235V234H146ZM145 235V236H146ZM155 235V234H154ZM191 235V234H190ZM256 235V234H255ZM29 236V235H28ZM85 238L87 235H85ZM90 237V235H88ZM87 236V237H88ZM92 236V235H91ZM122 236V235H121ZM125 236V235H124ZM130 236V235H129ZM169 236V235H168ZM179 236V235H177ZM187 236V235H185ZM254 236V235H252ZM260 236V235H259ZM21 237V236H20ZM63 237H65L63 235ZM97 237V236H96ZM119 237V234H118ZM136 237V235L134 236ZM139 237V238H140ZM150 237V236H149ZM148 237V238H149ZM176 237V236H175ZM180 237V236H179ZM178 237V238H179ZM200 237V236H199ZM214 237V236H213ZM19 238V237H18ZM24 238V237H23ZM28 238V237H27ZM83 238V237H82ZM81 238V239H82ZM94 238V237H93ZM104 238V237H103ZM102 238V240H103ZM125 238V237H124ZM123 238V239H124ZM130 238V237H129ZM132 238V236H131ZM187 238V237H185ZM204 238V236H203ZM254 238V237H253ZM10 239V240H9ZM14 239V238H13ZM17 239V238H16ZM22 239V238H21ZM31 239V238H30ZM70 238H67V240H69ZM84 239V238H83ZM115 239V238H114ZM133 239V238H132ZM138 239V238H137ZM136 239V242H137ZM141 239V238H140ZM146 239V237H145ZM150 239V238H149ZM205 239V238H204ZM203 239V240H204ZM217 239V238H216ZM24 240V239H23ZM36 240V239H35ZM88 240V239H86ZM110 240V239H109ZM117 240V239H116ZM113 240V241H116ZM126 240V239H125ZM124 240V241H125ZM135 240V239H134ZM147 240V239H146ZM156 240V239H155ZM176 240V238H175ZM206 240V239H205ZM251 240V239H250ZM253 240V239H252ZM255 240V239H254ZM20 241V240H19ZM22 241V240H21ZM20 241V242H21ZM63 241V240H62ZM101 241V240H100ZM104 241V240H103ZM112 241V242H113ZM119 241V240H118ZM122 241V240H121ZM120 241V242H121ZM123 241V242H124ZM154 241V240H152ZM184 241V239H183ZM186 241V240H185ZM13 242V241H12ZM83 242V241H82ZM91 242H93V240H91ZM127 242V241H126ZM134 242V241H133ZM132 242V244H133ZM146 242V241H145ZM170 242V241H169ZM172 242V240H171ZM211 242V241H210ZM209 242V243H210ZM252 242V241H251ZM18 243V241H17ZM16 243V244H17ZM26 243V242H25ZM29 243V241H28ZM27 243V245H28ZM36 243V244H37ZM86 243V242H85ZM96 243V242H95ZM98 243V242H97ZM115 243V242H114ZM125 243V242H124ZM140 243V242H139ZM148 241L145 243L147 244ZM152 243V242H151ZM181 243V241H180ZM33 244V243H32ZM31 244V245H32ZM62 244V243H61ZM67 244V243H66ZM65 244V245H66ZM94 244V243H93ZM103 244V243H102ZM116 244V243H115ZM144 244V241H143ZM186 244V243H185ZM196 244V243H195ZM205 244V243H204ZM207 244V243H206ZM239 244V243H238ZM248 244V243H247ZM251 244V243H250ZM264 244V243H263ZM23 244H21L22 247ZM27 245H24L27 247ZM82 245V244H81ZM104 245V244H103ZM113 245V244H112ZM122 246V244H120ZM119 245V246H120ZM127 245V244H126ZM125 245V246H126ZM150 245V244H148ZM171 245V244H170ZM173 245V244H172ZM171 245V247H172ZM182 245V244H181ZM192 245V244H191ZM222 246V244H220ZM219 245V246H220ZM240 245V244H239ZM243 245V244H242ZM15 246V245H14ZM12 246V247H14ZM17 246V245H16ZM23 246V247H24ZM29 246V245H28ZM40 246V245H39ZM67 246V245H66ZM80 246V245H79ZM85 247V244L82 245ZM89 246V245H88ZM92 246V245H91ZM111 246V245H110ZM144 246V245H143ZM143 246L142 249H143ZM146 246V245H145ZM186 246V245H185ZM206 246V245H205ZM208 246V245H207ZM206 246V248H207ZM211 246V244H210ZM264 245H262L261 247H263ZM20 247V246H17ZM15 247V248H17ZM20 247V248H21ZM83 247V248H84ZM102 246H100L99 248H101ZM114 247V246H111ZM127 247V246H126ZM125 247V248H126ZM133 247V246H132ZM140 248V246H138ZM151 247V246H150ZM189 247V246H188ZM186 247V248H188ZM2 248V247H1ZM44 248V247H43ZM179 248L180 245H179ZM191 247H189L190 249ZM22 249V248H21ZM30 249V248H29ZM40 249V248H39ZM60 249V247L58 248V250ZM82 249V248H81ZM86 249V248H85ZM111 249V248H110ZM124 249V248H123ZM185 249V247H184ZM188 249V250H189ZM222 249V248H221ZM16 250V249H14ZM24 250V249H23ZM22 250V251H23ZM37 250V249H36ZM57 250V252H58ZM138 250V249H137ZM173 250V249H172ZM191 250V249H190ZM214 250V249H213ZM248 250V249H247ZM258 250V249H257ZM261 250V248H260ZM20 251V252H22ZM28 251V250H27ZM33 251V250H32ZM44 251V250H43ZM113 251V250H112ZM118 251V249H117ZM128 251V250H127ZM133 251V250H132ZM140 251V250H139ZM154 251V250H153ZM181 251V250H180ZM237 251V250H235ZM249 251V250H248ZM13 252V251H12ZM11 252V253H12ZM15 252V251H14ZM19 252V253H20ZM25 252V251H24ZM36 252V251H35ZM38 252V251H37ZM40 252V251H39ZM101 252V251H100ZM120 252V251H119ZM126 252V249L124 250V253ZM129 252V251H128ZM138 252V251H137ZM144 252V249L141 251ZM173 252V251H172ZM176 252V251H175ZM4 253V252H2ZM17 253V252H16ZM31 253V252H30ZM44 253V252H43ZM82 253V252H81ZM102 253V252H101ZM117 252H115L116 254ZM134 253V252H132ZM140 253V252H139ZM138 253V254H139ZM177 253V252H176ZM184 253V252H183ZM215 252H213L214 254ZM248 253V252H247ZM7 254V253H6ZM4 254V255H6ZM22 254V253H21ZM24 254V253H23ZM42 254V252L40 253ZM84 254V253H83ZM123 254V253H122ZM121 254V256H122ZM143 254V253H142ZM153 253H150V255ZM175 254V253H174ZM3 255V256H4ZM10 255V254H9ZM9 255L6 256L5 261L7 260L8 264L12 263L9 261ZM28 255V253H27ZM26 255V257H27ZM45 255V254H44ZM126 254H124L123 256H125ZM130 255V254H129ZM128 255V256H129ZM145 255V254H144ZM143 255V256H144ZM148 255V254H147ZM149 255V256H150ZM245 255V254H244ZM12 256V255H11ZM24 256V255H23ZM29 256V255H28ZM37 256V255H36ZM127 256V255H126ZM141 256V255H140ZM138 255V257H140ZM152 256V255H151ZM250 260L252 259V261H255L256 258H254V256L251 254H248ZM14 257V256H13ZM19 257V256H18ZM23 257V258H26ZM42 257V256H41ZM112 257V255H111ZM155 257V256H153ZM209 257V256H208ZM211 257V256H210ZM227 257V255H226ZM3 258V257H2ZM39 258V256H38ZM44 258V257H43ZM119 258V257H118ZM125 258V257H124ZM129 258V257H128ZM144 258V257H141ZM149 258V257H148ZM152 258V257H151ZM40 259V258H39ZM114 259V258H113ZM117 259V257H116ZM115 259V260H116ZM223 259H226L225 257ZM222 259V260H223ZM11 260V259H10ZM82 260V259H80ZM130 260V258H129ZM136 260V259H135ZM139 260V259H138ZM149 260V259H148ZM228 260V259H227ZM17 260L14 261V263ZM24 261V260H23ZM39 261V260H36ZM41 261V260H40ZM54 261V260H53ZM118 261V260H117ZM124 261V259H123ZM122 261V262H123ZM152 261V260H151ZM154 261V260H153ZM157 261V260H156ZM207 261V260H206ZM225 261V260H224ZM222 261V262H224ZM245 261V260H244ZM4 262V261H3ZM22 262V260H21ZM20 262V264H21ZM28 262V261H26ZM115 262V261H114ZM121 262V264H123ZM195 262V260H194ZM235 262V261H234ZM250 262V261H249ZM25 263V262H24ZM81 263V262H80ZM85 262H83L84 264ZM118 263V262H117ZM129 263V261H128ZM133 263V262H132ZM136 263V262H135ZM145 263V262H144ZM247 263V262H246ZM256 264H264V260H259L256 262ZM29 264V262H28ZM127 264V263H126ZM139 264V263H137ZM150 264V263H149ZM153 264V263H152ZM197 264H200L199 262ZM222 264V263H221ZM224 264V263H223Z\"/></svg>", "mask_w": 264, "mask_h": 264}]
</instances>
